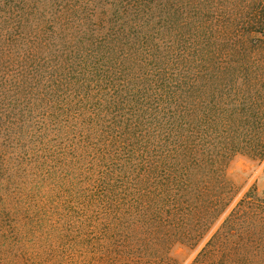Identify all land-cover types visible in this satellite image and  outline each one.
<instances>
[{"label": "trees", "instance_id": "16d2710c", "mask_svg": "<svg viewBox=\"0 0 264 264\" xmlns=\"http://www.w3.org/2000/svg\"><path fill=\"white\" fill-rule=\"evenodd\" d=\"M264 0H0V264H264Z\"/></svg>", "mask_w": 264, "mask_h": 264}, {"label": "rangeland", "instance_id": "374dc122", "mask_svg": "<svg viewBox=\"0 0 264 264\" xmlns=\"http://www.w3.org/2000/svg\"><path fill=\"white\" fill-rule=\"evenodd\" d=\"M227 177L234 186V191L236 192L230 211L236 207L252 188H257L261 196L264 194V161H254L246 156L238 155L231 162ZM227 216L228 214L223 217L211 233L196 248L191 250L183 247H176L172 252V256L179 264H193L211 236L217 231Z\"/></svg>", "mask_w": 264, "mask_h": 264}]
</instances>
